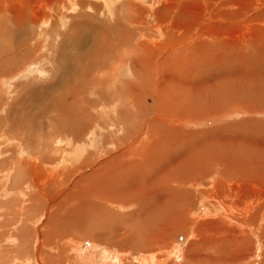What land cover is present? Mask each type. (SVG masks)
<instances>
[{"label":"bare ground","instance_id":"bare-ground-1","mask_svg":"<svg viewBox=\"0 0 264 264\" xmlns=\"http://www.w3.org/2000/svg\"><path fill=\"white\" fill-rule=\"evenodd\" d=\"M98 1H100L102 4L105 3L106 6H102V9V7L99 5H90L89 3L85 2L79 4L82 10L88 8L87 10L90 12L89 15L81 13L84 22L82 24L85 25V29H87V34L84 35L90 39L87 57H91V59L93 57H104L106 59L113 58L116 61L115 56H117L118 53H115V49L117 50L120 44L123 45V38L126 39V36L130 35L132 37L134 35V32H136L134 27L142 24V21L139 19H137V22H135L136 20H132L135 13H133L134 11L128 12V10H131V4H133L131 0H123V5L120 12H128V14H125L126 16L121 18L117 16L118 14L110 17L111 15H109L110 12L108 9H111V5L107 3L108 1ZM111 2L112 1H110V3ZM162 3H167V0H163ZM143 4L144 6L146 5L147 8L148 4L145 2H143ZM0 8L1 10H4L2 6ZM102 12L104 13L102 14ZM145 12L147 14L146 19L148 21H145L144 18V24L149 23L150 19H152L151 8L146 9ZM159 12L161 13L162 10ZM81 16L79 17V20L82 19ZM21 18L17 19V22H14V19H11L10 21L7 19V21L0 22V77L5 76L8 72L15 71V69L21 65L22 60L29 57L34 51V49L28 43L22 41V31L20 34L13 33L14 31L23 28V25L20 23L22 22ZM100 18H102L104 21L107 20L109 23L102 21ZM39 20L41 22V18ZM79 22L80 21H78V23ZM78 23L76 26L79 29L81 24ZM154 23L156 25L155 30L151 28L152 26L150 27L149 24L145 25L150 31H152V29L154 30L153 34L150 33L151 35H148L147 32H144L145 29L143 30V27L142 29L140 28L141 30H139L138 33H140L139 35L142 40L152 43L158 40V36H160L161 31L165 38L173 39V41L180 40L174 39V36L178 34L177 32L175 33V31L172 32L174 28H169V26L167 28H162V25L156 24V22ZM7 24L11 25L10 29L13 28V32L6 30ZM28 24L30 26H35L37 24V20L36 22L35 20H30L28 21ZM43 24L44 23L41 25ZM128 28L132 29L129 31ZM72 29L74 33L72 32ZM140 31L143 34H141ZM71 32L73 33V37L75 39L74 41L72 40L73 43L68 39L69 42L71 41L74 47L76 45L75 48L77 54H80L78 50H82L81 52L83 54V50H87L86 48L83 49V34L79 33L74 25L71 27ZM18 37L20 38L18 39ZM30 37L32 36L30 35ZM62 40L59 43L60 46L58 48V55H60L58 59L62 58V53L65 50L66 44L64 45ZM52 41L53 37L49 43H47L49 47H53L54 44ZM76 42L77 44H75ZM74 57L72 56V58ZM57 66H59L57 69L59 68L60 71V77L58 80L54 74L52 75L53 78L50 83L39 85L36 89L32 88L30 84V86H28L24 92L19 90L15 92L16 95H18V99L21 97L20 101L23 104L26 101L32 103V105H30L31 108L28 109V107H24L26 110L28 109L26 112L24 110L18 111L20 107L15 106V115H12L11 107L6 106L5 108L3 106L7 112L4 111L6 116L5 120L4 118H0V136L4 137L3 139H5V141H2L0 148L1 145L11 142L18 143L20 148L16 150L17 148L12 146L7 150H3V156L8 154L9 156L6 157L5 160H2L0 165L6 164L7 161L11 160L9 165H13L14 170L18 173V175H20L21 178L29 177V181H26L25 191L27 190L30 198L26 196L27 192L25 193L22 186L17 184L18 181H16V185L20 186L16 187V190L18 191L15 193L16 196L11 198V200L6 199L8 198L6 197L8 195L6 188L8 181L7 177H5L6 175L2 176L1 174H6L8 168L7 170H4L2 167V170L4 171H1L2 173L0 172V222L2 221L0 223V231H2L0 233V242H2L0 243V264H243L239 259L244 257L245 260H247L251 256V250L248 248L252 245L253 239L254 242L256 241L257 243L255 248L257 250V258H260L259 262L258 259H256L257 262L244 264H264V192L260 189H257V187H253L251 190L246 192L247 189L244 186L235 185L236 187H234L233 185V188L232 186L229 187L225 184H222L219 188L210 186L208 189H204L203 187L194 189L199 183L192 179L194 177H198V179H200V177L204 175L205 171L202 165L206 167L208 174L211 175L213 170L208 169L211 167L213 159L217 154L211 157H203V150L200 149L204 148L206 144L200 142L199 144L195 145L197 140L191 138L190 148L187 153H184L181 156H164L170 147L168 144L169 140L173 139V137L176 138L177 136L171 135L172 138L169 137L167 140H161L162 133L166 131V129L162 128V133L160 132V128L164 126L162 125L164 120L166 119L168 121V119H171L173 114L177 115L176 113L179 111L177 106L181 107L183 105L182 100H186L188 98L191 100L193 105H198L200 103L197 102V100L209 98L210 101H207L209 105L210 102H212L219 106V102H213L218 97L219 99L223 100L222 104L231 103L232 106L238 107L239 105H237V102H243V97L241 99L242 101H239L238 97L231 95V90H214V92L209 91L208 93L204 94H202L200 91H191L189 94H184L187 90H181L180 94H178L177 90H171V92H169L166 97L167 103H164L161 94L156 92L155 95L152 94V102L150 105L145 104L143 100H141L139 107H134L132 112H121L120 118L118 117V111L113 117V122L112 120L107 119V117L105 120L106 122H109L107 123L108 127L107 124L96 125L98 123L96 121V124L94 125H96L99 129H108L109 127L113 128V133L112 131H109L112 134H108L107 132L108 135H120H118L119 137L117 136L118 138H116L115 141H111L110 143L107 139L108 137L104 135L105 137L102 138V144L100 143L101 147L98 150H95L93 153L92 151H90L91 153H87V150L84 152V149L79 147L81 144L77 146L80 142H82L81 139L83 138L85 131H87L85 130V124L87 126L89 125L91 128L94 126L87 122L88 109H90L89 105L91 102L89 99L84 97V93H86L85 90L87 89H85L86 87L81 83L83 80H81L83 74L79 75L82 77L80 78L81 81L79 80L77 83V78L79 76L76 78L72 77L70 70L67 67H64V63H62V65L57 63ZM101 67L105 68L106 66L101 64ZM99 72L100 71L97 73ZM65 74L70 76L67 78L65 77ZM108 75L109 72L107 73L106 78H108ZM108 79L110 80L112 77ZM98 80L99 79L95 81L93 79V81H95L94 86L98 85ZM86 81L87 80H85V82ZM89 88L92 87L90 86ZM110 90L111 89H109V91ZM97 92L99 93L100 90ZM76 93H81V95H83H80L82 98L84 97V99H82L83 101L77 98ZM242 93L244 94L245 92L242 90ZM89 94H91V92ZM249 94L250 97L253 96L254 91L249 92ZM91 96L94 98L92 94ZM94 96H97V94L94 93ZM98 96L100 97V100L105 102V99L101 98L102 95ZM170 96L175 100L180 99L181 105L177 102H174L170 103L169 107L171 109H169V107L167 108ZM241 96L242 94L240 97ZM8 97L9 96H7V99ZM97 98L98 97H96V99ZM245 98L247 97L245 96ZM252 98L253 97H251V99ZM69 99L71 100L70 103H68ZM87 100L90 103H88ZM78 103L79 108L77 107ZM2 104L3 103H0V110L3 111L4 108L2 107ZM34 104H37V106L34 107ZM108 104L109 102H105V105H103L101 108L107 110ZM74 105L75 108L73 109ZM204 105L206 106V103ZM42 106L45 107V109H43L44 113L45 110L51 106H55V111L58 112L54 116V120H50L51 123L59 120V128H54L56 130V136L55 134L54 136L56 140L60 139V137L62 140L55 142L59 143L62 141H67L68 139H71V142H73V144H71L72 146L68 148L67 151H65L66 153L62 150L63 148L55 150V152L58 154V157L56 158H48V153V155L43 154V151L46 150V146H41L39 148V145L35 143L40 141V135L37 137V135L35 136L34 134H36V132L41 133L42 129H44L43 123L41 132L38 130L39 126L37 125L38 128H36L35 125L37 121H35V119L38 118L42 113V110H39V108ZM207 107L209 106H206L205 109ZM185 108L189 109L188 105L185 104ZM67 109L71 111L67 113ZM207 110L208 108L206 109V112L202 111V113H207ZM2 111H0V113H2ZM145 112L147 113L146 116ZM199 112L201 111L199 110ZM138 113H140L141 117H138ZM169 113L172 115L170 116ZM94 115L92 116L94 117ZM99 115L101 116L102 113ZM151 115H154L153 119L151 120H155L156 122L153 124L144 123V120H150L149 118H151ZM103 116H105V114ZM98 117L99 116H97L98 121H103L104 118H100L99 120ZM137 118L141 119V127L135 128V125L137 124ZM7 122L9 123L8 125ZM5 124L7 126H5ZM65 124H67L69 128V130L66 132L64 129H62L64 128L63 126ZM33 125H35L34 127L36 128V132L32 131ZM152 126L160 127L154 128V135L151 134L152 131L149 129ZM18 128L21 129L23 133L32 131L30 136L33 135L37 137L38 141L36 139L35 142L33 141L34 143L31 141V138H29V141L33 143L32 148H34V152L28 153L26 151L24 153L27 143L25 142V137H7V135L16 132ZM92 129H94V127ZM92 129L88 130L87 132L92 133ZM139 133L142 134L139 139L130 143L131 137ZM146 133L150 135L146 136ZM166 133L168 135V132ZM147 137H149L154 142L148 149L151 152L150 154H152L153 150H155L152 156H158V159L155 160V164L153 163L154 165H152L151 163L149 169H145L148 167L149 163L146 165L143 164V162L150 158H148L146 154L143 153V144H140V141L145 140ZM181 138L183 140V136ZM180 139L178 140L179 145H177V148L181 146V148L183 147L182 149L184 150V144L181 145L182 141ZM92 141L90 142L91 145L93 143ZM28 145L30 144L28 143ZM141 145L142 149L138 150V147ZM88 146L89 145H87V148ZM242 146L244 145L234 142L233 145L227 147V151L234 149L237 151V153L233 154L234 158H229V160H226L230 164L228 165L229 167L224 165V163H222L220 166H224L225 168L228 167L227 172L229 173V176L234 179H238L242 174L249 173L253 176H256L264 184V168H262V171L260 170V165L262 166L264 164V156L263 158L259 157L258 155H256V157H254L255 155L250 156L251 154H249V149L253 148L254 145H252L251 148H249L248 145V151L246 149L242 150ZM106 147L107 149L111 148V151H107ZM153 147L156 149H153ZM181 148H179L180 151H182ZM212 148L214 149L213 146ZM244 148H246V146L243 147V149ZM259 148L256 149L259 151ZM89 150L92 149L89 147ZM220 150L218 149L217 152ZM21 154L24 156L22 160ZM63 154H67L68 158L72 160V164L70 165V169H72L71 172L69 169L66 171L63 170L64 172H61L62 169H59L58 172L55 169L58 165L63 166V164H66L69 161L62 157ZM112 156L113 160L114 156L115 159H119L115 162L113 161L109 168L106 167V169H103V171L98 170V172L83 179L80 178L79 181H76L78 176L84 170ZM250 157H252L255 161L254 164L252 163L253 166H259V170L261 171L260 173H258V169L256 170L255 167H252L255 168V171L254 169L252 171L250 168L249 164L252 165L250 163ZM151 159L153 160V158ZM122 160L125 165V170L120 173V175L117 170L119 168L118 163H121ZM235 160L236 162H238V160H242L244 163L236 164ZM226 161L225 163L228 164ZM200 167L203 169V172L199 170ZM149 170L151 171L149 176H157L153 185L155 194L151 193V185L140 187L142 177H146V173ZM17 173H15V178L13 176L14 184L15 179L17 180V178L20 182H22L21 178H16ZM137 174L138 176H136ZM132 176L135 177L131 179ZM59 178L61 179L58 180ZM117 179L119 180L117 181ZM185 180H188L186 186H188L189 190L183 189ZM23 181L25 180L23 179ZM2 182L4 184H2ZM87 182L90 183L89 189H87L86 192L81 191V185H84V183ZM128 182H132L133 184H129L130 186L125 189V187L128 186V184L126 185ZM169 184L175 187H170ZM124 185L126 186L123 187ZM130 188H134L135 195H133L134 193H128ZM127 193V197H129V199L132 196L133 199H136L134 201L132 200L133 202H131L132 204H129L130 206L127 203V197L125 195ZM32 196L33 198H31ZM80 196H84L85 201H82L84 199H82ZM248 196L251 197L250 200L243 203L241 206L237 205L241 198L245 200ZM120 197L124 200V202L127 203L126 206L120 204L122 203ZM116 199L118 200V203L114 202ZM78 201H82L83 204H80ZM234 201L235 203L233 204ZM195 204H198V209L195 207ZM16 205L18 206L16 207ZM112 206H117L119 208L124 206L128 209H135V212L132 213L131 216L128 215L129 217H126L128 220L125 221L123 228L121 229L119 228L117 221L113 218L116 216L111 214L106 208ZM8 219L12 222H8ZM95 222H97V224ZM80 223L83 225H79ZM1 228H3V230ZM75 228L79 231V233L77 231L78 234H80L82 230L83 234H91L90 236H93V239L107 243L108 251L111 253H104V250L99 253L96 244L88 245V240H80V238L75 239L73 237L74 235L76 237L74 232ZM105 229L108 230L107 233H99L95 235L96 231L102 232ZM79 236H81V234L78 235V237ZM82 236L85 237L86 235ZM178 236L186 238L188 241L187 248L183 252H178V248L173 241ZM28 238L31 239V242L26 247H22V249H20L21 254H24V256L21 257V254L18 252L19 248H21L24 240L26 242ZM132 238L136 239L137 241H134L135 243H133L131 240ZM95 240L92 242L95 243ZM5 243H11L13 245H7L9 247L4 249L3 246ZM243 248H246V252L243 251ZM5 251L8 256L5 255ZM124 253H126L124 257L127 255L129 257L128 259L126 257L122 258ZM224 253H226V255H224ZM120 255L122 257H120ZM228 257L230 258L228 259Z\"/></svg>","mask_w":264,"mask_h":264},{"label":"rangeland","instance_id":"rangeland-1","mask_svg":"<svg viewBox=\"0 0 264 264\" xmlns=\"http://www.w3.org/2000/svg\"><path fill=\"white\" fill-rule=\"evenodd\" d=\"M106 1H108L107 3L111 5L110 7L112 10L110 8L108 9L110 12L108 13L109 15H111L110 17L118 14L117 16L121 18L123 16H126L129 11H134L133 13L135 14L132 20L133 21L136 20L135 22H137V19L142 21V24H139L138 26L134 27V29L136 30V32H134V35L132 37L130 35L126 36V39L123 38L122 39L123 45L120 44L118 49L117 50L115 49L116 51L115 53H118V55L115 56L116 61L113 58L106 59L104 57H101V58L93 57L91 59V57H87L88 51H89L88 44L90 43L89 41L90 39L89 37H86L84 35V34H87V29H85L86 26L82 24L84 22H83V17L81 16V13L89 15L90 12L87 10L88 8L82 10L79 4L85 2V3H89L90 5H99L101 7L102 6L104 7L105 3L102 4L98 0H0V4H1L0 7L2 6L4 9V10H1L0 8V22L7 21V19L9 21L11 19H14V22H17V19L22 17L21 18L22 22H20L21 25H23L22 29L14 31L13 28L10 29L11 25L7 24L6 30L11 31V32L14 31L13 32L14 34H20L22 31L21 33V36H23L22 41H24L25 43H28L34 49L33 53L29 57L22 60L21 65L17 69H15V71L8 72L5 76L0 77V103H3L2 107L3 106L5 108L6 106L11 107L12 115H15V111H16L15 106L20 107V109L18 108L19 109L18 111L24 110L26 112L29 108H31L30 105H32V103H30L29 101H26L23 104L20 101L21 97H19L18 99L17 97L18 95H16L15 92H17L18 90L24 92L26 88L30 86V84L32 88L36 89L39 85H45L46 83H50L53 78L52 75L54 74H55L54 76L58 80L60 77L59 76L60 71H59V68L57 69V67H59L57 66V63L61 65L62 63H64V67H67L70 70V74L72 77L76 78L80 74L81 75L83 74L82 75L83 77L81 76L82 78L80 76L77 78V83L80 80V78L81 80L83 79L82 81L81 80L80 81L86 87L85 89H87L85 90L86 93H84V97H86V99H89V101L91 102V104L89 105L90 109H88V115H87L88 121L87 122L91 123L92 125L96 124V121L98 122L96 125H102V124L109 123V122H106L105 120L107 117H108L107 119H110L113 122L114 120L113 117L117 114L118 111H119L118 117L120 118L121 112H125V111L132 112L134 110V107H139V103L141 100H143L145 104L150 105L152 102L151 101L152 94L155 95L156 92L160 93L163 99V102L167 103L166 97L168 93L171 92V90H174V91L177 90L178 94H180L181 90L183 91L187 90L186 91L187 93L185 92L184 94H189L191 91H200L202 94H204V93H208L209 91L214 92V90L215 91L231 90V95L238 97L239 101L243 97L244 103L237 102V105L239 106L235 107V106H232L231 103H227L228 105L222 104L223 100L217 97V99H215L213 102H219L218 103L220 106L219 108V106H217L216 103L210 102V105H209V103H207V101H210L209 98L207 99L203 98V99L197 100V102L200 103L198 105L197 104L193 105L191 100H189L188 98L187 99L185 98L186 100H182L183 107L177 106L179 108L178 113H176L177 115L173 114L174 115L173 116L172 114L169 113L170 116L172 115L171 119H168V121L165 119L164 123L163 124L161 123L164 126H162L161 128L159 126H152L149 129H151V131L153 132V133L151 132L152 135H154V128H160L161 133H162V128L166 129V131L162 133V138H161L162 141L169 139V137L172 138V136H177L176 138L178 139L173 137V139L169 140L168 144L170 147L168 148L167 153L164 156H169V155H174V156L180 155L181 156L182 154L187 153L190 148L191 138H194L197 140L196 144L194 143L195 145L199 144L200 142L206 144L204 148L200 149V150H203V157H211L217 154L215 158L213 159L211 167L208 169V170H213V173L209 175L206 167L202 165L205 171L204 175L200 177V179H198V177H196L197 179L195 177L192 179V180H196V182L199 183L194 189L199 188V187L208 189V187L210 186H215L216 188H219L221 187L222 184H225V185H228L229 187L231 186L233 187V185L234 187H236L235 185L244 186L247 189L246 192L251 190V188L253 187H257V189H260L261 191L264 192V184L256 176H253L248 173V174L240 175L238 179H234L230 177L229 173L227 172L228 167H229L228 165L230 164L228 161H226V160H229V158H234L233 154L237 153V151L234 149L227 151L228 150L227 147L233 145L234 142L243 144L244 146H242V150L246 149L247 151H248V145H249V148H251L252 145H254L256 148L260 147L259 148L260 150L258 151V149H256L253 146V148L249 149L250 151L249 154H251L250 156L255 155L254 157L258 155L259 157L263 158L264 156V0H167V3L165 4L162 3L163 0H151V2L150 0H131L133 2V4H131V7H130L131 10H128V12L125 11L126 13L122 11L120 12L121 7L123 5V0H106ZM110 1L112 2L110 3ZM142 1L148 4L149 6L147 5V8H146V5L144 6ZM150 8H151V14H152L151 18L152 19H150V22L146 24H149L150 27L152 26L151 28H153L154 30L156 27L154 22H156V24L162 25V28H167L168 26L169 28H174L172 32L175 31V33L176 32L178 33L174 36V39H180V40L173 41V39L165 38L163 36L162 31L160 32V36H158V40L152 43L147 42L146 40H142V38L139 35L140 33H138L139 30L142 29V27H143V30L145 29L144 32H147L148 35H151L150 33L153 34V31H154L153 29L152 31H150L149 28L145 26L146 24H144L145 21L147 20L146 19L147 14L145 10L150 9ZM169 8H170V11H169ZM161 10L162 12L160 13L159 11ZM103 13L104 12H102V14ZM129 14H132V13H129ZM80 16L82 18L81 20H79ZM40 18H41V22L39 20ZM45 19L46 21L47 20L48 21L46 22ZM100 19L104 21L102 18ZM30 20H35V22L37 20V24L35 26H30L29 25L30 22L28 24V21ZM78 21L80 22L78 23ZM104 22H107V20ZM42 23L44 24L41 25ZM77 23L81 24L79 26V29L76 26ZM73 25L74 27H76L79 33L83 34V37H82L84 38L82 41V43L84 42L82 44L84 46L83 49L85 48L87 49V50H83L84 51L83 54L81 52L82 50H78L80 54H77L76 48H75L76 45L74 47L72 44L75 39L73 37V33H74L73 29H72L73 33L71 32V27ZM131 29L132 28H130L129 31ZM141 34L143 33L141 32ZM30 35L32 37H30ZM20 37H18V39ZM52 37H53L52 42L54 45L53 47H49L47 43H49ZM68 39L71 41L73 40L72 43L71 41L69 42ZM61 40L63 41V44L64 45L66 44V45H65V50L62 53V58L58 59L60 55V54L58 55V48L60 46L59 43L61 42ZM128 40H129V43H128ZM75 44H77V42ZM72 56L73 57L75 56V57L72 58ZM101 64H104L106 67L105 68L101 67ZM98 71L100 72L97 73ZM108 72H109L108 78L112 77V79L110 80L106 78V75ZM69 76L65 74V77L68 78ZM89 78H90V81H89ZM93 79L95 81L99 79L97 86H94L95 81H93ZM101 79H102V82H101ZM85 80L87 81L85 82ZM62 83H63V80H62ZM90 86L92 88H89ZM45 87H49V86H45ZM109 89L111 90L109 91ZM96 90L97 91L100 90V92L98 93ZM242 90L243 92H245L244 94L242 93ZM251 91H254L253 96H251L253 97L252 99L249 94V92ZM90 92L94 98H92L91 94H89ZM94 93L97 94V96H94ZM241 94L242 96L240 97ZM6 95L9 96L8 99ZM80 95L81 93H76L77 98H79L80 100L84 99V97L83 98L81 97L83 95L81 96ZM98 95H102L101 98L105 99V102H109V104L107 105L108 106L107 110L101 108L103 105H105V102L100 100L99 99L100 97ZM245 96L247 98H245ZM96 97L98 98L96 99ZM17 101H20V102H17ZM89 101L88 103H90ZM70 102L71 100L69 99L68 103ZM98 102H99V105H98ZM174 102H177L178 104L181 105L180 99L175 100L170 96L169 104L167 105V108L170 106V103H174ZM184 102L186 105H188L189 109L185 108ZM205 103H206V106H209V107H207L208 108L207 113H202V111L206 112V109H207V108L205 109L206 107L204 105ZM201 105L203 106V109ZM12 106L14 109L12 108ZM21 106H22V109H21ZM36 106L37 104H34V107ZM78 106H79V103L77 104V107ZM221 106L224 108H222ZM24 107L25 108L28 107V109L26 110ZM43 107L44 106L39 108V110H42V113H43V114L41 113L40 115L41 117L39 116L40 119L39 117L35 119V121L37 120L35 125H36V128H38L39 126L38 128L39 132H41L42 123L44 124V129H42V132H41L42 134L44 133L43 136L41 133H37L35 131L36 130V128L34 127L35 125H33L32 127V131L36 132V134L34 133L33 134L35 136L37 135V137L38 135H40L39 137L40 141H38L37 137L33 135L30 136V133L32 134V131L31 132L27 131L23 133L22 130L19 128L17 129L16 132H13L12 134L7 135V137H14V138L18 136L25 137V142L27 143H26V149H24V153L26 151L28 153L34 152L33 150L34 148L32 147H33V143L37 139L38 143L37 142L35 143L39 145L38 146L39 148L41 146H44V147L46 146V150L43 151V154H46V155L49 154L48 158H51V157L56 158L58 157V154L55 152V150H59L63 148L62 150L65 152L68 150V148L72 146L71 144H73V142H71L72 141L71 139H68L67 141H62L59 143L55 142L58 140H62L61 137L58 140L55 139L56 130L54 128H59L58 127L59 120H56L52 123L50 120H54V116L58 112L55 111V106H51L45 110V113L47 115L46 116L43 110L45 109V107L44 108ZM74 108H75V105L73 109ZM4 109L3 111L0 110L2 111V113H0V118L1 119L4 118L5 120L6 116H5L4 111L5 112L7 111L6 109L5 110ZM169 109L171 108L169 107ZM199 110L201 112H199ZM69 111L71 110L67 109V113ZM91 113L92 115H94L95 113L96 114L93 117ZM100 113H102L101 116L99 115ZM104 114L105 116H103ZM19 115H22V114H19ZM96 115L99 116L98 117L99 120L100 118L101 119L104 118L103 119L104 122L102 120L98 121ZM137 115L138 117H141L140 113H138ZM146 115L147 113L145 112V116ZM153 117L154 115H151V118H149L150 120L146 118L147 120H144V123L153 124L154 122H156L155 120H151L153 119ZM44 118L49 122H47ZM137 119H136L137 124L135 125V128L141 127V124H140L141 119L139 118ZM60 122H63V121H60ZM8 124L9 123L7 122V125ZM7 125L5 124V126ZM96 125L92 126V128L94 127V129H92L91 127H89V125L87 126L85 124V127H86L85 130L88 131L92 129L93 132L91 131L92 133H88L87 131H85V134L83 138L81 139L82 142H80L77 145L79 146L81 144L79 147L81 149L83 148L84 152L87 150L88 151L87 153H91L90 151H92L93 153L95 152V150H98L101 147V144L103 141L102 138L105 136L108 137L107 139L110 143L111 141H115L116 138L119 137L118 135H120V134L108 135V134L113 133V128L109 127L108 129L107 128L99 129ZM63 127L64 128L62 129H64L65 132L69 130L67 124H65ZM107 127H108V124H107ZM109 131H112V133ZM177 131H179L180 133ZM51 132L53 136L51 135ZM166 132H168V135ZM179 134L181 137L183 136V140L179 136ZM141 135H142L141 133L135 134L133 137H131L130 143L139 139ZM148 135L150 134L146 133V136ZM166 135L168 138L166 137ZM41 136H42V139H41ZM3 138L4 137L0 136V144L2 143V141L3 142L5 141V139ZM29 138H31V141L32 142L34 141V142L31 143V141H29L30 140ZM179 139L182 141L181 145L184 144V150L182 149L183 147L182 148L181 146L179 147L181 148L182 151H180V149L177 148V145H179L178 143ZM91 141L93 142L92 145L90 144ZM140 142H141L140 144H143V149H144L143 153L146 154L148 158H150V159H147V161L143 162V164H146V165L149 163L148 167L145 168V169H149L151 163L152 165H154L155 160L158 159L157 158L158 156L156 155L152 156L155 150H153L152 154H150L151 152L148 150L149 147L154 142L149 137L145 138V140L140 141ZM28 143L30 145H28ZM17 145L18 143L16 142H11L8 144L1 145L0 162L2 160H5L6 157L9 156V154L3 156L2 151L7 150L8 148L12 146L14 148H17L16 150H18L20 147L19 145L18 146ZM87 145H89L88 148H87ZM212 146L214 147V149L212 148ZM245 146L246 148L243 149V147ZM89 147L92 150H89ZM141 149H142V145L138 147V150H141ZM153 149H156V148L153 147ZM178 149H179V152H178ZM218 149L219 150L221 149L222 151L220 150L219 152H217ZM107 151H111V148H108ZM260 153L262 154V156ZM63 155L62 157L66 159L67 161L68 160L69 161L66 164H63V166L58 165L55 169L57 170V172L59 171V169H62L61 172H64L67 169H69L71 172L72 169H70V165L72 164L71 162L72 160L68 158L67 154H65L64 156ZM148 155H151V156H148ZM23 158L24 156L21 154V160ZM151 158H153V160ZM118 159L119 158L115 159V156H114V160H113V156H112L98 164H94V166H92L93 168L90 166L89 168L84 170L85 172L83 171L78 176L76 181H79L80 178L83 179L91 174H94L98 172V170L103 171V169L105 170L106 167L109 168L112 162L113 161L115 162ZM250 159L253 161L252 162L250 160V163L254 164L255 162L254 159L252 157H250ZM224 160L228 162V164L225 163ZM10 161H7L6 163L7 165L6 164L0 165L1 166L0 172L7 170V168L9 170V171L7 170L6 174H1L2 176L6 175L5 177H7V181H8L7 186H6L7 194H8L6 196L8 197L6 198L7 200H11V198L16 196L15 193L18 192L16 190V187L19 185H16V181H18L17 184H20V186H22L23 191L25 193L27 192V190L25 191L26 181H29L28 180L29 177L21 178L20 175H18V173L14 170L13 165H9ZM263 162H264V158H263ZM122 163H123V160L121 163H118V166L120 169L118 168L117 171L119 174L125 170V165L124 163L123 164ZM222 163H224V165L228 167L225 168L224 166H220ZM235 163L237 164V163H244V162H242V160H238V162H236L235 160ZM253 164L252 165L249 164L252 171L253 169L255 171V168H256V170L258 169V173H260L262 171V168H264V164L262 165L263 167L260 165L261 167L260 169L261 171H260L259 166H253ZM2 167L4 170H2ZM252 167H255V168H252ZM203 169L201 167L199 168L201 172H203ZM15 173H17L16 178L17 177H19V179L21 178L22 182H20L17 178V180L15 179V184H14L13 181L15 178ZM150 173L151 171L149 170L146 173V177H142V182H145V183L141 182L140 187L151 185V193L155 194L153 190V185H154V182L157 176L155 175L149 176ZM1 175H0V178H1ZM136 176H138V174ZM125 177H128V176H125ZM134 177L135 176H132L131 179H133ZM23 179L25 181H23ZM60 179L61 178H59L58 180ZM118 180L119 179H117V181ZM3 182L2 184H4ZM187 182L188 180H185L184 185H183L184 190H189L188 186H186ZM0 183H1V179H0ZM131 183L132 182H128L126 183V185L128 184V186L124 185L123 187L126 186L125 189H127L130 185L133 184ZM81 186H82L81 191L86 192L87 189H89L90 183L87 182V183H84V185L82 184ZM169 186L175 187L170 184ZM128 193L129 194L134 193V188H130ZM128 193L125 194L126 197L128 196ZM133 195H135V193ZM26 196L30 198V196L28 195V192L26 193ZM80 197L84 199L82 201H85L84 196H80ZM248 197H246L245 200L241 198V200L237 203V205L241 206L243 203L251 199V197L250 198ZM31 198H33V196ZM130 199L129 197H127L128 205L134 200H136V199H133V196L130 197ZM82 201H78V202L80 204H83ZM114 202L118 203V200L116 199V201ZM121 202H122L120 203L121 205H125V206L127 205V203L124 202L122 198H121ZM234 203L235 201L233 202V204ZM17 206L18 205H16V207ZM195 207H197L198 209L199 208L198 204H195ZM106 208L111 214L118 217V218L116 217H113V218L117 221L120 229L123 228L125 221L128 220L126 217L131 216V214L135 212L134 208L128 209V208H125L124 206L120 208L117 206L106 207ZM8 222H12V221H9L8 219ZM95 223L97 224V222ZM79 225H83V224L80 223ZM1 229L3 230V228ZM77 231L78 230H76L75 228L74 232L76 234V237L75 235L73 236L75 239L80 238V240H86V241L88 240L87 241L88 245L96 244V247L99 253H101L103 250H104L103 251L104 253L110 252L108 251L107 243L100 242V241L93 239V236L92 237L90 236L91 234H83L82 230L80 232L81 236L78 237V235L80 234H78L79 231L78 233ZM1 232L2 231H0V233ZM107 232H108L107 229L103 230L102 232L96 231L95 235L99 233H107ZM137 233H136V236H137ZM133 234H134V231H133ZM82 235H86V236L84 237ZM30 238H28L27 240L28 242L27 241L25 242L24 240L21 248H19V251L17 250L20 254H21L20 249H22V247L23 248L26 247L31 242ZM92 239L95 240V243L92 242L93 241ZM131 240L133 241V243L137 241L136 239H133V238ZM173 241L175 242V245L178 248V252H183L187 248L188 241L186 238H182L181 236H178ZM7 245H13V244L5 243L3 248L7 249V247H9ZM256 246H257V243L256 241L254 242V239H253L252 245L249 246L248 248L249 250H251V256L247 260H245L244 257L240 258L239 260L241 263L243 264L244 263H254V262H257L256 259H258V262H259L260 258L259 257L257 258V255H256V252H257L255 248ZM10 247H13V246H10ZM243 251L246 252V248H243ZM125 254L126 253L123 254V257L120 255V257L122 258L126 257L128 259L129 257L127 255L124 257ZM5 255L8 256L6 251H5ZM224 255H226V253H224ZM20 256L22 257L24 256V254L22 253ZM230 257H228V259Z\"/></svg>","mask_w":264,"mask_h":264}]
</instances>
